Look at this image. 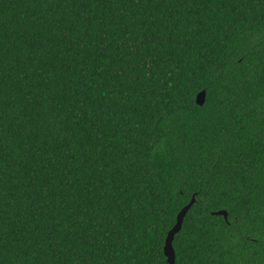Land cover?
<instances>
[{"label": "trees", "instance_id": "16d2710c", "mask_svg": "<svg viewBox=\"0 0 264 264\" xmlns=\"http://www.w3.org/2000/svg\"><path fill=\"white\" fill-rule=\"evenodd\" d=\"M193 196L175 264L260 260L264 0H0V264H166Z\"/></svg>", "mask_w": 264, "mask_h": 264}, {"label": "water", "instance_id": "95a60500", "mask_svg": "<svg viewBox=\"0 0 264 264\" xmlns=\"http://www.w3.org/2000/svg\"><path fill=\"white\" fill-rule=\"evenodd\" d=\"M206 98V93L205 91L200 92L197 97H196V104L200 107H202L205 104V99ZM195 203V196L192 197L190 202L185 205L181 211L178 213L176 217V223L173 226V228L168 232L165 243H164V248H163V253L166 258V264H175V251L173 248V241L175 236L179 233L182 227L183 220L188 213L189 209L193 206ZM213 216H221L225 220L228 218V213L225 210L217 211L211 213Z\"/></svg>", "mask_w": 264, "mask_h": 264}, {"label": "flooded vegetation", "instance_id": "af4514ba", "mask_svg": "<svg viewBox=\"0 0 264 264\" xmlns=\"http://www.w3.org/2000/svg\"><path fill=\"white\" fill-rule=\"evenodd\" d=\"M252 241H255V239H252ZM258 242V241H256ZM235 254H236V264H264V248L260 251L259 254H261V258L260 260L258 259V261H256L255 258V251L252 253V257L251 259L248 260L247 263L243 262V258L239 257V252L241 251L240 249H238V247H234L233 248Z\"/></svg>", "mask_w": 264, "mask_h": 264}]
</instances>
